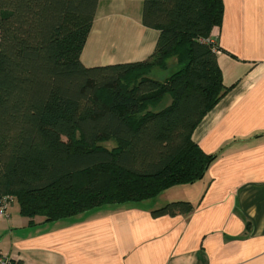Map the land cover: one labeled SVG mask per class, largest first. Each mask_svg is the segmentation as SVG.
Listing matches in <instances>:
<instances>
[{
    "label": "trees",
    "instance_id": "trees-1",
    "mask_svg": "<svg viewBox=\"0 0 264 264\" xmlns=\"http://www.w3.org/2000/svg\"><path fill=\"white\" fill-rule=\"evenodd\" d=\"M98 2L0 0V206L14 196L29 225L154 198L215 157L191 134L228 90L210 37L221 0H143L142 25L159 31L152 54L87 67ZM191 210L174 200L152 213Z\"/></svg>",
    "mask_w": 264,
    "mask_h": 264
},
{
    "label": "crops",
    "instance_id": "crops-1",
    "mask_svg": "<svg viewBox=\"0 0 264 264\" xmlns=\"http://www.w3.org/2000/svg\"><path fill=\"white\" fill-rule=\"evenodd\" d=\"M221 2L210 37L228 90L191 134L215 155L204 176L137 203L35 218L31 225L18 204L10 211L12 203L0 213L8 222L1 256L22 264H264V0ZM142 7L143 0H99L81 62L103 66L150 56L159 31L142 25ZM174 200L189 201L192 210L152 213Z\"/></svg>",
    "mask_w": 264,
    "mask_h": 264
},
{
    "label": "rangeland",
    "instance_id": "rangeland-1",
    "mask_svg": "<svg viewBox=\"0 0 264 264\" xmlns=\"http://www.w3.org/2000/svg\"><path fill=\"white\" fill-rule=\"evenodd\" d=\"M165 73L164 72L157 73V75H159L160 78H163V75ZM169 99H170V96L166 95V96H164V98L161 101H159L157 103H152V104L148 105V107L161 109V108L165 107L167 105V103H169L168 102ZM102 144L110 148L115 143H114V141L109 140V141L103 142ZM12 197H13V199L7 204L6 209L4 211H0L1 214H4L5 212L8 213V207L12 203L13 204H12V207L10 208V211H11L12 208H17V206H18L17 205L18 204L17 203V199L14 196H12ZM40 218H42V217L41 216H36V219H40ZM0 246L5 247V248L8 247V222H7L5 217L0 218Z\"/></svg>",
    "mask_w": 264,
    "mask_h": 264
},
{
    "label": "built area",
    "instance_id": "built-area-1",
    "mask_svg": "<svg viewBox=\"0 0 264 264\" xmlns=\"http://www.w3.org/2000/svg\"><path fill=\"white\" fill-rule=\"evenodd\" d=\"M13 199L11 195H7L4 199V203L0 206V211H4L7 207V204ZM9 262L8 257L1 256L0 257V263L1 264H6Z\"/></svg>",
    "mask_w": 264,
    "mask_h": 264
}]
</instances>
